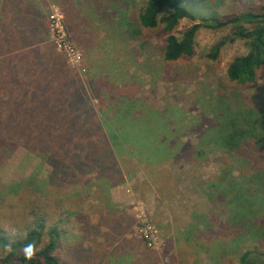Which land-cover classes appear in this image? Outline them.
<instances>
[{
  "label": "rangeland",
  "instance_id": "1",
  "mask_svg": "<svg viewBox=\"0 0 264 264\" xmlns=\"http://www.w3.org/2000/svg\"><path fill=\"white\" fill-rule=\"evenodd\" d=\"M261 1L184 0V3L200 18L239 13L247 6H259ZM141 4L142 0H133L130 9L125 10L123 4L117 9L120 15L124 11L130 17ZM65 6L62 7V0L48 2L46 20H43L44 26L41 25L44 34L41 41L46 49L59 55L66 64L64 67L71 71L69 82L74 73L87 68L91 55L99 58L105 53L107 67L102 60L104 68L100 63L101 67L92 66L85 74L80 73L89 93L95 94L91 101L98 116L103 117L105 127L126 138L141 135L142 132L133 128L138 124L151 127L160 124L161 132L174 142L165 144L164 158L162 155L158 168L148 166L146 157L133 150V140H130L131 150L127 152L130 157L122 156L125 164L122 179L113 176L97 180L94 172L75 179L57 177L56 185L48 187L44 178L52 172V167L40 152L41 148L34 146L35 140L30 138L11 137L5 144L0 143V228L8 231L21 224V216L37 205L32 201L33 192L37 191L36 196L54 194L56 207L50 222H56L63 233L59 241L62 260L67 259L65 251H69V246L77 254L73 246L80 242L94 254L87 264H240L239 256L232 254L235 249L223 245L221 239L211 233L202 234L210 228L216 230L217 223L226 219L227 197L218 185L230 176L240 180L242 166L234 153L235 157L226 155L213 144L201 147L199 137L207 124L216 122L214 116L221 103L232 108L250 103L255 109L264 110V70L247 85L227 79L228 64L235 56L246 53L244 41L227 40L218 49L216 58L209 54L216 43L230 36L229 28H201L195 37L192 56L163 62L159 50L163 44L160 30L133 26V38L123 34L122 44L107 46L100 42L105 29L96 30L92 21L70 27L64 10L69 7ZM78 7H82V2ZM70 15V18L77 16L75 12ZM114 19L123 20L117 16ZM36 22L38 20L30 21L32 27L40 29ZM25 24V20L0 23V61L11 54L17 65L18 84L23 83L13 90L14 95L21 92L24 85H28L25 87L31 94L33 81L43 75L31 58L36 54L33 47L26 60L18 54L22 47L21 35L39 32L37 27L32 30ZM191 24V21L181 20L175 33ZM17 26H21L19 33H16ZM147 56L153 58L144 61ZM2 64L0 68L11 66L8 62ZM102 74L109 77L105 86L101 82ZM109 88L112 92H108ZM136 95L142 100H135L136 105H133ZM0 97L7 98V91L1 89ZM148 105V110H144L143 106ZM136 107L138 112L144 113L138 120L133 119ZM1 116L5 117L6 112ZM5 135H8L7 130L1 126L0 138ZM225 173L229 175L224 176ZM262 194L260 191L259 195ZM78 213L85 215L86 221L78 220ZM263 216L264 208L256 218ZM196 222H202L198 225L199 231L192 226ZM258 245L259 251H264V245Z\"/></svg>",
  "mask_w": 264,
  "mask_h": 264
},
{
  "label": "trees",
  "instance_id": "2",
  "mask_svg": "<svg viewBox=\"0 0 264 264\" xmlns=\"http://www.w3.org/2000/svg\"><path fill=\"white\" fill-rule=\"evenodd\" d=\"M81 2L82 7L79 8L78 4ZM120 4H123L125 10L127 7L130 9L133 0H62V7H69L68 10L64 9L69 26L79 27L92 21L96 30L105 29V36L100 38V42L103 41L107 46L122 44L120 37L123 34H129L133 38V26L137 29H157L163 34V44L159 49L162 60L173 62L194 54L195 37L201 28H229L230 36L216 43L209 54L216 58L218 49L227 40L244 41L246 53L235 56L228 64L225 72L227 79L247 85L255 81L259 71L264 70V0L259 6H247L239 13L200 18L188 9L184 0H142L140 8L134 15L132 12L130 17L124 11L122 15L119 14L117 6ZM17 5L18 2L13 3L8 10H20ZM30 12L32 15H27L25 20L26 27H32L30 21L35 19L38 20L39 23H36L40 24V29L34 26L32 30L37 27L38 33L21 35L22 47L18 54L26 60L33 47L36 54L31 58L42 69L43 75L33 81L31 94L27 91L28 87H25L28 85H24L21 92L14 95L13 90L23 85L18 84L15 59L10 54L0 61V64H11L8 68H0V90L8 93L7 98L0 97V114L6 112L5 117L0 115V127H5L8 133L6 137L0 138V143L3 145L11 137L18 136L35 140L34 146L41 148L40 152L46 156L52 167V172L44 178V182L49 183L48 187L56 185L57 177L75 179L79 175L94 172L97 180L113 176L122 179L125 165L122 156L130 157L127 153L128 149L131 150L130 140H133V150L146 157V164L158 168L157 163L161 162L165 144L174 142L171 137L161 132L163 126L138 124V127L133 128L142 132L141 135L133 134L126 138L119 136L105 127L103 117L98 116L91 101L95 94L89 93L80 73L83 71L85 74L92 66L101 67L102 60L107 67L105 53L99 58L91 55L87 68L74 73V78L69 82L71 71L64 67L66 64L62 58L46 49L41 41L46 10ZM73 12L77 16L70 18ZM116 16L123 20H115ZM183 19L191 21L192 24L176 34V28ZM1 22L3 24V20ZM20 28L21 26H17L16 33L20 32ZM93 42L94 39L91 43ZM139 47H142L141 43ZM152 58L153 56H147L144 61ZM142 65L146 66V63ZM146 72L150 75L149 70ZM100 77L105 86L109 77L106 74ZM76 83V88H72ZM108 90L112 92L110 88ZM96 92L101 101L100 93ZM139 97H133V105H136L135 100H142L137 99ZM152 107L156 110L154 105ZM148 108L149 105L143 106L144 110ZM217 108L219 112L214 116L216 122L207 124L199 137V145L203 147L213 144L226 155H237L242 166L241 179L230 176L228 180H223V184L219 182L222 185L218 187L227 197L228 215L223 222L217 223L216 230L211 231L210 228L202 236L206 233L212 234L220 238L223 245L235 249L232 254L239 256L240 264H264V251H259V245L256 246L261 243L264 245V216L256 218L258 213H263L264 208V110L255 109L250 103L233 108L221 103ZM133 109L136 110L133 119L144 117V113L138 112L137 107ZM149 130H153V133L150 134ZM77 170L80 172L77 173ZM227 175L229 174H224ZM260 191L262 196L259 195ZM33 193L32 201L37 205L34 210L31 209L29 213L21 216V224L8 231L0 228V264H71L72 260L73 264L90 263L94 254L80 242L73 246L77 254L68 245L69 251H65L67 259L62 260L59 257V241L63 233L56 222H50L56 207L54 194L46 193L38 197L37 191ZM76 217L86 221L85 215L81 213ZM201 223L196 222L192 226L199 231L198 225Z\"/></svg>",
  "mask_w": 264,
  "mask_h": 264
},
{
  "label": "crops",
  "instance_id": "3",
  "mask_svg": "<svg viewBox=\"0 0 264 264\" xmlns=\"http://www.w3.org/2000/svg\"><path fill=\"white\" fill-rule=\"evenodd\" d=\"M50 0H0V20H26L27 15H32L31 10L40 12L48 7ZM18 2L17 9L9 11L8 7ZM35 20V19H33Z\"/></svg>",
  "mask_w": 264,
  "mask_h": 264
}]
</instances>
